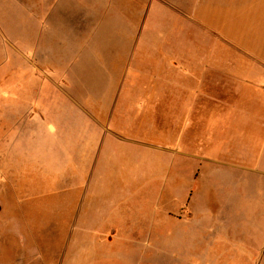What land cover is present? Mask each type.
<instances>
[{
	"label": "rangeland",
	"instance_id": "obj_1",
	"mask_svg": "<svg viewBox=\"0 0 264 264\" xmlns=\"http://www.w3.org/2000/svg\"><path fill=\"white\" fill-rule=\"evenodd\" d=\"M193 2L0 0V254L11 264H259L216 255L208 231L196 248L184 238L192 167L163 151L180 134L162 94ZM65 139L104 158L89 183ZM200 186L203 231L220 206Z\"/></svg>",
	"mask_w": 264,
	"mask_h": 264
},
{
	"label": "crops",
	"instance_id": "obj_2",
	"mask_svg": "<svg viewBox=\"0 0 264 264\" xmlns=\"http://www.w3.org/2000/svg\"><path fill=\"white\" fill-rule=\"evenodd\" d=\"M181 20L194 31L178 33V68L173 63L170 68L178 77L164 78L162 97L163 115L178 114L180 134L177 142L165 140L163 151L177 149L180 163L194 167L188 207L191 232L184 238L196 248L208 231L211 244L218 247L216 255L264 264V0H194L190 11L180 12ZM56 144L66 153H78V182L89 183L91 166L104 164V158L93 162L86 152L80 155V148L69 146L66 139ZM44 165L57 173L52 163L37 166ZM204 182L203 195L210 194L211 203L220 208L202 231L203 215L197 217L202 212L194 198L200 192L196 187L201 189ZM252 214L259 221L251 222ZM103 221H94L88 229L101 228ZM241 221L247 224L240 227ZM146 230L150 240L149 222ZM168 243L163 237V245ZM9 263L0 254V264Z\"/></svg>",
	"mask_w": 264,
	"mask_h": 264
}]
</instances>
